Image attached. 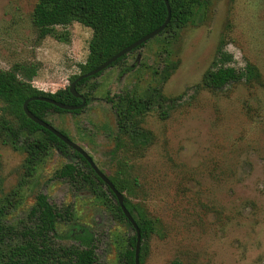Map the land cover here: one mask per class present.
I'll list each match as a JSON object with an SVG mask.
<instances>
[{
    "label": "rangeland",
    "instance_id": "374dc122",
    "mask_svg": "<svg viewBox=\"0 0 264 264\" xmlns=\"http://www.w3.org/2000/svg\"><path fill=\"white\" fill-rule=\"evenodd\" d=\"M36 2L0 0V69L34 64L33 85L56 92L80 74L93 31L72 22L57 28L68 32L69 40L40 38L32 19ZM222 38L237 68L248 62L258 68V81L221 90L201 85ZM168 59L179 64L163 92L178 97V105L167 118L157 109L144 116L143 126L153 135L147 147L116 148V115L106 96L156 84L154 70ZM82 91L90 102L80 113L51 111L46 119L82 146L124 186L125 198L156 221L155 232L141 242V248L146 246L143 264L173 259L264 264V0H211L203 22L157 35L90 79ZM9 142L0 131L1 194L10 202L7 225L17 233L33 226L30 211L44 193L56 206H69L73 223L93 233L98 264H124L135 230L104 203L116 200L104 186L106 199H101L58 175L67 163L86 169L73 149L52 148L35 174L26 176V153ZM69 227L59 226L57 245L78 244L65 236Z\"/></svg>",
    "mask_w": 264,
    "mask_h": 264
},
{
    "label": "trees",
    "instance_id": "16d2710c",
    "mask_svg": "<svg viewBox=\"0 0 264 264\" xmlns=\"http://www.w3.org/2000/svg\"><path fill=\"white\" fill-rule=\"evenodd\" d=\"M210 2L211 0H169L171 19L159 35L173 33L187 25L203 22L207 17ZM167 16L168 9L164 0H37L32 19L40 38L53 36L67 41L68 32H60L57 28L65 27L72 22H79L92 29L93 35L89 43L87 60L80 64V74L71 78L74 81L81 74L93 70L161 26ZM225 45V40L222 38L210 66L203 75L201 85L211 90H221L233 83L258 81L261 76L258 68L250 62L243 68H237L234 65L233 54L226 50ZM127 56L128 54L119 58L111 66L123 61ZM178 64L176 60H166L163 68L154 70L157 77L156 84H151L144 90L132 88L114 96H106L116 115V148L120 149L128 145L133 148H144L152 142L153 135L144 128L143 118L156 109L161 118H167L178 105V97H169L163 92L164 83L175 72ZM37 72L36 65L25 63H16L8 70L0 69V102L2 103L0 131L10 139L9 143L14 149L26 153L24 160L26 176L35 174L38 164L52 148L63 152L70 147L55 134L32 121L24 112V102L30 97L44 96L70 105L81 103V99L70 92L69 86L56 92H45L35 87L32 81L37 76ZM102 72L78 81L77 91L89 98V93L83 92L82 88L90 79L99 76ZM28 108L46 121L50 111L73 114L82 111V109L64 110L42 100L30 101ZM39 131L42 135L37 136ZM61 132L67 134L65 131ZM28 136L33 139L27 141ZM24 137V143L19 145ZM73 151L86 169L67 163L58 171L59 177L75 185L87 187L101 199H106L105 192L102 191L103 186L106 187L117 202L113 204L110 200L108 204L105 201L106 207L132 226L109 186L81 154ZM110 179L119 191L125 189L114 177ZM1 190L0 180V264H98L94 235L88 228L73 223V210L69 206L58 207L51 203L44 193H39L30 211L34 221L33 226L17 233L6 223L10 202L1 194ZM125 205L137 221L141 242H144L155 232L156 221L148 217L146 212L133 204L130 199L125 198ZM62 223L70 225L65 236L74 239L78 244L66 246L55 243V237L59 234L58 229ZM11 237L16 239L12 243L9 242ZM136 242L135 232L129 238L128 247L123 253L124 264H135ZM145 250L146 246H143L140 251L141 264L144 261ZM167 264H183V262L180 259H173Z\"/></svg>",
    "mask_w": 264,
    "mask_h": 264
},
{
    "label": "water",
    "instance_id": "95a60500",
    "mask_svg": "<svg viewBox=\"0 0 264 264\" xmlns=\"http://www.w3.org/2000/svg\"><path fill=\"white\" fill-rule=\"evenodd\" d=\"M164 1H165L166 5H167L168 16H167V19L165 20V22L161 26H159L155 30L149 32L148 34H146L145 36L141 37L137 41L133 42L132 44H130L126 48L122 49L121 51H119L118 53L113 55L111 58H109L108 60L103 62L98 67H96L93 70H90V71H88V72H86L84 74H81L78 78H76L74 81H72L70 83L69 90L75 97L80 98L82 100L80 104L70 105V104H65V103L56 101V100L48 98V97L37 96V97L28 98L24 102V105H23L25 114L32 121H34L38 125L42 126L43 128H45V129L49 130L50 132H52L53 134H55L59 139H61L70 148H72L73 150H75L79 154H81L86 159V161L90 164V166L96 172V174L103 180V182L107 186H109V188L111 189L113 194L116 196V199H117L122 211L124 212L127 220L132 224V227L134 228V230H135V232L137 234L136 251H135V264H141V262H140L141 233H140V228H139V225H138L137 221L135 220V218L133 217V215L127 209V207L125 205V196H124V194L117 189V187L111 181V179L97 166V164L95 163L94 159L91 157V155L82 146H80L78 143H76L75 141L70 139L69 136L65 135L60 130L55 128L48 121H46L44 119H41L38 116H36L28 108V103L30 101H33V100H42V101L49 102V103H51V104H53V105H55V106H57V107H59L61 109L68 110V111H72V110H77V109L83 108L87 104V98L77 91L76 85H77L78 81H80V80H82L84 78H87V77L94 76L95 74H98L99 72L107 69L114 62H116L119 58L123 57L126 54H129L130 52H132L133 50H135L139 46L145 44L149 40H151L154 37H156L157 35H159L167 27V25L169 24L170 19H171V7H170V4H169V0H164Z\"/></svg>",
    "mask_w": 264,
    "mask_h": 264
},
{
    "label": "flooded vegetation",
    "instance_id": "af4514ba",
    "mask_svg": "<svg viewBox=\"0 0 264 264\" xmlns=\"http://www.w3.org/2000/svg\"><path fill=\"white\" fill-rule=\"evenodd\" d=\"M85 97H86V96H85ZM86 98H87V97H86ZM81 101H82V100H81ZM89 102H90V98H87V104H86V105H88ZM110 104H111V103H110ZM86 105H85V106H86ZM85 106H84V107H85ZM111 106H112V105H111ZM84 107H83V108H84ZM83 108H81V109H83ZM77 110H78V109H77ZM50 112H51V111H50ZM54 112H56V111H54Z\"/></svg>",
    "mask_w": 264,
    "mask_h": 264
}]
</instances>
